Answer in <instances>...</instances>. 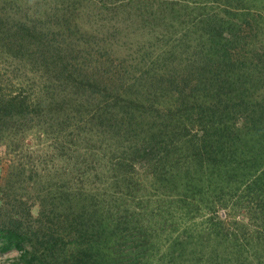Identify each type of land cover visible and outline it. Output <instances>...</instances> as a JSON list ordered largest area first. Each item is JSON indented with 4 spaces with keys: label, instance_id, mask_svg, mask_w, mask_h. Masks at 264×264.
Instances as JSON below:
<instances>
[{
    "label": "trees",
    "instance_id": "16d2710c",
    "mask_svg": "<svg viewBox=\"0 0 264 264\" xmlns=\"http://www.w3.org/2000/svg\"><path fill=\"white\" fill-rule=\"evenodd\" d=\"M82 14L120 45L131 28L151 32L155 52L130 68L150 74L149 102L120 77L111 93L100 64L112 60L81 45ZM158 90L175 126L149 111ZM2 143L14 155L0 187L11 264H264L261 235L217 214L264 228V0H0ZM162 196L173 210L149 209Z\"/></svg>",
    "mask_w": 264,
    "mask_h": 264
},
{
    "label": "rangeland",
    "instance_id": "374dc122",
    "mask_svg": "<svg viewBox=\"0 0 264 264\" xmlns=\"http://www.w3.org/2000/svg\"><path fill=\"white\" fill-rule=\"evenodd\" d=\"M78 16L79 15H75L74 17H75V20L77 22H79V28L83 34L82 38L84 40L81 42V45H85L86 41L88 39H92L93 41H90L91 44L93 42H97L95 44V50L97 52H99L101 57H102L101 63L104 62L103 60L106 58L112 60V62H107V64L105 66L100 64L102 67H105L107 69L108 68L112 69V71L108 72L109 74H112V75L111 76H108L109 74L107 75L108 84H110L108 86V88L111 87V93L113 91L120 89V85H119L118 81L116 80V77L124 78L126 80H129V83L131 82L132 84H135V86L131 89V94H129V97L131 99H137L138 102L141 101V102L146 103L148 101V98H149V92L152 89H154V88H152L153 87L152 86L153 80L150 79V74H147L148 72L141 75L138 71H133L130 68H131V65L134 61H136L138 63L141 60V59H139V58H141L140 57L141 54L145 55L147 53V55H148V54L155 52L156 47L154 45H152V43H151V41H152L151 32H148L147 30H144V32L142 30H136L137 32L135 33L134 29L131 28L133 33L128 34L126 37L124 36L123 38H126L127 42L122 41V43L120 45L118 43V41L115 39L121 38L123 35H111L113 32V29H110L109 35L105 34V36H101L98 32H92L93 31V25L96 22V17L94 15H90L89 17H85L84 14H82L80 17H78ZM109 18L110 17L108 16V19ZM107 35H108V37H107L106 41H102L101 39L105 38ZM149 38H151V40ZM96 56H99V54L96 53ZM119 62H122V64L120 65ZM117 63L119 64V66H117L118 65ZM156 65H157V63L155 61V66ZM115 71H117V72L115 73ZM135 78H137V79H135ZM104 92H106V90L103 88V85H101V88L99 87L98 90L96 91V93L98 94V95H96V99L90 98L89 100H91L93 103L96 102L97 104L103 103V99L101 102H99L98 100L101 98V95ZM170 93L171 92H164L163 93L161 90H158L157 96H159L160 102L158 100L155 102L156 104H153L156 108L153 106H150L151 110H149V111L157 119V122L159 121L161 126L164 124H170L171 126H175V124H176L175 118H172V117H174L173 113L171 114L172 117L165 114L167 107L164 104H166L168 102L169 98L164 100V97H166V98H167V96L169 97ZM152 98H154V95L152 96ZM114 102H116V101H114ZM111 103L112 102H109L108 104L106 103V105L112 106L113 103L112 104ZM110 109H111V107H110ZM105 110L108 112V109H105ZM157 114H159V115H157ZM188 118L189 119L184 117L185 120H183V122L185 124H188V127H189V125H191L192 128L189 131V135L191 134V136L193 137L195 135H193L192 133L197 131L196 130L197 127L193 125L194 118H193V116H191V114H190V117H188ZM178 121H180V120H178ZM150 123H155V122H154V120L151 119L149 123L148 122L139 123L137 125H134L135 130L137 131V133H141L143 131H146V129L151 127ZM31 139L32 138L29 137L27 139V142H30ZM113 147L116 150V146L113 145ZM13 162H14V155L12 153L8 152L7 143L6 144H3V143L0 144V187L4 186L7 183L8 173H9V170L11 169V166L13 165ZM82 169L84 171H86L84 169V167ZM225 179L227 180L228 178L225 177ZM188 184L189 183H187L186 185H183V187H189ZM175 190L176 189H173L174 192H175ZM182 191H183V189L181 190V193H182ZM170 194H173V193L170 192ZM141 201L143 202V204H145V201L143 199H141ZM149 201H151V204L147 205L149 207V209H155L157 207L159 209V207H163L164 210H167V209L173 210V208L175 207V205L170 200H168L166 197L163 198V196L158 197V198L157 197H150ZM175 204H177V203H175ZM152 207H155V208H152ZM165 207H167V208H165ZM181 212H182V209H180V211L177 212L176 215L180 217ZM197 212L200 213L198 215H202V216L197 217L198 221L196 223H198V224L201 223V225H204L206 218L209 216L208 208H206V206H204L202 209L197 210ZM217 214L219 215V217L226 220L227 222L230 221V219H231L230 217L240 220L242 229H243V231H245L246 236L250 235V238H253V240H258V238H256L257 235L258 236L261 235L262 238H259V242H263V240H264V228L260 224H258V222H254L253 219L250 218L249 216L245 217L242 213H239L237 215V213L234 212L232 209H229L226 207H221L218 210ZM153 216L159 217V215H153ZM159 218H161V217H159ZM245 242H247V239H245L243 237V239L239 242L240 247H243V251H245V248H246V250H250V245L248 247H246ZM165 246H166V244H165ZM253 247L255 248L256 246L253 245ZM259 249L257 247L256 250H259ZM261 252H262L261 259L264 263V249H262ZM19 255H20V251L18 249H15V248L9 249L7 251H0V264L14 263V262L18 261Z\"/></svg>",
    "mask_w": 264,
    "mask_h": 264
}]
</instances>
